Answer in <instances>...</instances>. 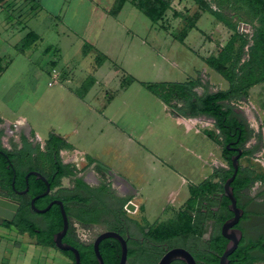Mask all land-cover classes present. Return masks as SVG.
<instances>
[{
    "label": "rangeland",
    "instance_id": "1",
    "mask_svg": "<svg viewBox=\"0 0 264 264\" xmlns=\"http://www.w3.org/2000/svg\"><path fill=\"white\" fill-rule=\"evenodd\" d=\"M202 1L216 13L203 11L195 17L198 9L195 0H171L162 20L154 24L138 9L133 10L137 15L124 16L125 10H132L130 5H126L117 17L98 22L86 2L77 16L73 14L75 0H0L1 144L14 148L21 142L20 134L24 133L26 138L33 139L37 151H42L48 134L64 136L73 149L62 147L60 159L66 158L64 148L67 153L77 149L87 158L91 156L109 165L116 177L138 190L139 201L144 204L146 217L151 221L150 227L178 221L179 211L187 207L193 209L199 195L220 191L221 173L215 167L218 161L228 167L221 155L222 137L210 118L203 114L185 116L178 122L174 114L179 107H184V99L171 95L168 101L171 106L166 109L141 82H186L190 79L197 95L225 88L228 81L224 74L207 63L208 57L223 55L225 59L227 54L229 58L222 61L229 74L227 69L245 38L235 68L237 76L244 73L243 64L249 57L254 31L264 27V13L252 15L242 2H226L220 6L217 0ZM102 2L115 5V0ZM219 16H224L234 29ZM188 17L194 23L192 28L188 26ZM127 26L132 31L124 30ZM184 29L187 33L180 38ZM28 30L35 31L40 38L20 51L15 44ZM86 43L94 45L93 48ZM99 48H107L115 62L104 64L97 73L99 82H93L87 92H82L85 78L96 76L97 57L102 53ZM222 48L226 49L223 54ZM108 66L109 73H118L112 80L106 77ZM52 68L56 81L49 83ZM130 77L135 80L131 81ZM226 103L251 129L250 136L257 143L253 150L257 154L261 151L257 155L260 163L242 156L240 165L250 166L262 176L264 81L249 86L245 96ZM251 138L247 146L253 147ZM80 155L73 156L78 163L72 167L77 171H89L88 159L83 162ZM66 181L64 177L62 183ZM175 191L180 192L179 196L169 202ZM250 194L256 196L247 190L246 195ZM240 200L243 201V197ZM162 208L165 211H161ZM139 209L142 210L141 205ZM154 213H159L156 218ZM42 220L38 215L31 219L38 226ZM239 223L245 241L264 232V195L256 209L247 212ZM76 230L80 238L88 240L95 227ZM194 232L193 229L191 233ZM172 238L168 243L163 241L154 246L155 260L165 246L188 248L181 237ZM64 262H68L66 255L55 247L37 244L18 227L0 223V264ZM257 264H264V261Z\"/></svg>",
    "mask_w": 264,
    "mask_h": 264
},
{
    "label": "flooded vegetation",
    "instance_id": "2",
    "mask_svg": "<svg viewBox=\"0 0 264 264\" xmlns=\"http://www.w3.org/2000/svg\"><path fill=\"white\" fill-rule=\"evenodd\" d=\"M233 111L238 116V112L235 109ZM197 115L202 114L200 113ZM188 116L190 117V115ZM203 116L210 118V120L214 123L213 117L206 114H203ZM234 142V140H231L229 142L230 146H238L241 148V146L235 144ZM36 148L37 147L33 143L29 144L24 141H21L14 148H6L0 142V195L18 202V208L11 220L16 217L18 209L21 207V205L22 211L20 217L26 222L31 221L33 215L42 217L43 220L40 222V226L35 224L33 234H31L28 229H25L22 232L33 238L37 244H42L38 242V233H40L41 230L49 229V225H51V223L54 221L57 214V212H55L56 210L61 217L59 204L56 201H53L55 199H60L63 203L68 218V227L65 233L62 235L61 240L76 247L80 258L82 255L87 256L90 264H93L94 261L95 264H98L96 254L93 249L94 240L100 232L108 229L117 231L126 241L127 253L124 264H156L159 257L166 249L172 246H181L173 244L165 246L157 260H155L153 258L155 248L154 246H158L162 242L155 241L149 234L150 223L148 225H144L142 222L138 221V216L136 215L138 209L134 205V207L126 206V202L120 204V197L115 195V193H109V191L103 189H99V191H97L100 194V197H97L94 192L75 184L67 186V184L62 183L63 175L59 176L61 171L57 164L58 158L60 159L59 155L56 156L53 154V156H48V150L46 148L42 151H37ZM228 150L231 151L230 156L236 152L234 149ZM217 163H219L217 167H220V161ZM35 172H39L42 176H44L49 184V191L37 197L35 196L44 191L46 188V181L39 177ZM6 176L10 177V183L4 187L2 186V182ZM38 182H42L44 188L40 191H32L31 184ZM51 183L54 184L51 185ZM77 193L80 194V196H91L89 197L90 199L85 200L81 199L80 197L64 200L65 196L74 195ZM223 195L224 194H222L221 186L220 191H211V193L206 197L199 195L193 209L184 208L191 217V223H193V225H195V227H197L200 232L198 233L196 231L194 233L188 234L187 236H184L180 233L173 239L177 237L182 238V240L188 246V248H185L192 253L197 264L218 263V255L220 253H218L213 248V246L217 245L221 241L217 237V234L220 233L221 223L225 218L232 215L230 210V214L227 215V212L221 208L220 201ZM236 199L237 204L241 206L240 193L237 194ZM103 201L105 205H103ZM128 201L129 200H127V202ZM31 202H33V206L31 205ZM50 202L51 204L45 211L38 212L36 210L47 206ZM127 212L132 213L133 215H130ZM224 214L225 217L222 219ZM243 214L240 216L239 221L235 224V226H238L242 231V236L239 240V243L241 240L244 243H248L257 238L264 239V232H258L254 239L245 241L244 230L239 223L240 220L244 218ZM5 220L9 219L3 217L1 223H3ZM177 220H180L179 215H177ZM61 227L62 224L59 228L52 231V242L54 232L58 231ZM78 227H95V230L88 240H83L79 237L78 230H76ZM107 239H114L118 243V252L115 251L112 254L110 250L111 245H109L107 242L105 243ZM198 240H200V242H198ZM166 243L168 242L166 241ZM79 246H81V248H79ZM101 246H103V251L101 250ZM53 247H55L54 242ZM55 248L58 249L57 247ZM58 250L64 254L63 251L65 250ZM98 250L102 257L103 264H105L104 258L113 261V259L117 257L118 262L121 253L120 242L114 237H104L98 242ZM68 251L71 252L74 260L73 252L70 250ZM250 253L255 257L252 264H257V262L264 261V257L262 256L263 252L259 251L257 248L251 249ZM66 258L68 262L64 263H69L72 261V259L67 255ZM178 260L181 262L180 264H185V262L181 259H174L169 264ZM244 261H242L238 256L229 257V264H246L248 262V260L245 262Z\"/></svg>",
    "mask_w": 264,
    "mask_h": 264
},
{
    "label": "trees",
    "instance_id": "3",
    "mask_svg": "<svg viewBox=\"0 0 264 264\" xmlns=\"http://www.w3.org/2000/svg\"><path fill=\"white\" fill-rule=\"evenodd\" d=\"M138 10H140L152 23H158L164 17L166 11L171 6V0H131L130 1ZM198 5V9L194 16L196 17L199 13L203 11H211L212 13H216L214 10L211 9L210 5L203 2L202 0H195ZM237 3L242 2L247 6L250 10L252 15H257L260 13H264V0H217L218 5H224V3ZM124 0H116L113 10L116 11L122 4ZM225 23H230L224 16H219ZM188 17V26L189 28L194 27L193 21ZM234 29V25H230ZM187 33V29H184L181 32L180 38L185 36ZM39 38V35L33 31L28 30L22 36V38L15 44V46L20 50L24 51L23 49L26 46L32 44L36 39ZM232 39V38H231ZM246 39L244 38L240 43L236 56L232 59L231 64L227 70H229V74H227L226 69H224L223 61L228 59L229 56L226 54L224 55L225 59H222L221 55L218 56H210L207 59V63L214 67L217 71L224 74V77L228 81V86L226 88H220L215 91L204 92L201 95L194 94L192 90V84L194 83L192 80L188 81H152V82H144L142 81V85H144L150 92L154 95L159 97L161 100L166 102L167 104L169 101V97L171 95L181 97L184 99V109L178 108L177 111L181 114H187L190 116H195L197 114H206L214 118V125L219 130V135L222 137V150L221 155L223 159L227 162V168H221V178L222 181L231 174L232 167L230 163V153L228 149H226L225 144L229 143L231 140H234L235 144L239 146H243L246 142L247 138L250 135V130L246 121L242 118L237 116V114L233 111L234 108L230 106L227 101L235 98H241L246 95V89L254 83L264 81V27H257L253 34L252 43L249 45V57L243 64L244 73L237 76L236 72V65L239 63L241 52L243 50V45L245 44ZM231 44V40L228 41L226 45L227 49ZM224 51L226 52L225 48L221 49V53L223 54ZM105 56L100 53L97 57V62L100 64L102 60H104ZM223 60V61H222ZM130 80H133V77H130ZM94 82V76L89 75L85 78L82 82V92H85L89 89V87ZM69 144L65 141V139L61 136H58L54 133L48 134L46 138V149L48 150V156H53L55 154L58 156V152L62 147H68ZM249 152L248 149H243L241 156L247 154ZM58 166L60 167L61 171L60 175L63 174H73V168L69 167L68 165L61 162L58 158L57 161ZM10 177L6 176L2 182V186L6 187L9 182ZM252 181V177H250L249 173L245 174V171L238 167V171L231 181V185L233 188L234 195L237 197V194L245 188L250 182ZM54 183H51L53 185ZM78 185H82L81 181H77ZM44 188L42 182L33 183L31 184V190L36 192L40 191ZM195 195V192H194ZM77 195H68L64 197V200L70 198H76ZM202 197H206L202 195ZM228 198L223 195L220 201L221 208L227 212V215L230 214V211L227 207ZM189 208V207H187ZM22 211V205L18 209V213L13 220H5L3 222L4 225L9 226L13 224L14 226L18 227V229L23 232V230L28 229L31 234L34 233V226L35 224L31 221L26 222L24 219L20 217ZM54 211V210H53ZM52 212V211H51ZM57 212L54 221L49 225V229L41 230L38 233L39 240L38 242L52 245L53 242L51 239L52 231L59 228L62 224L61 217ZM180 220L174 223H161L155 226L150 227L149 234L151 237L157 242L168 241L172 237H176L178 234H183L187 236L192 232V230H198L193 223H191V217L188 214L186 209H182L178 213ZM245 216V212L243 214ZM225 217V214L222 216V219ZM170 224V225H167ZM217 237L221 240L217 245L213 246V248L218 252L221 253L226 244V238H224L220 233L217 234ZM173 239V238H172ZM111 245L110 250L112 254L116 251H119L118 243L113 239H107L105 243ZM81 248V246H79ZM103 246H101V250L103 251ZM253 248H257L259 251L264 253V239L257 238L252 240L248 243H244L242 240L240 241L237 248L228 256L234 257L238 256L242 261L248 260L246 264H252L254 260V256L251 255L250 250ZM64 254L69 256L72 261L69 263H57V264H75L73 260V256L71 252L68 250L63 251ZM105 259V264H116L117 257L113 259V261ZM217 261V260H216ZM244 261V262H245ZM81 264H90L87 256L82 255L80 258ZM181 262L173 261L171 264H180ZM95 264V261L94 263ZM216 264V263H215ZM244 264V263H242Z\"/></svg>",
    "mask_w": 264,
    "mask_h": 264
},
{
    "label": "crops",
    "instance_id": "4",
    "mask_svg": "<svg viewBox=\"0 0 264 264\" xmlns=\"http://www.w3.org/2000/svg\"><path fill=\"white\" fill-rule=\"evenodd\" d=\"M36 1H39V0H34V2H36ZM75 1H76V3H75L76 10L73 12V14H76L78 16L80 10L84 7L85 2H86L87 6L90 7V13L92 12V14L97 17L98 22L106 21L108 18L117 17V15H119V12H121L122 10L123 11L125 10L126 5H130L132 10L131 9L125 10L124 16H129V15L135 16V15H137V13H135V11H133V10H136L137 8L130 2V0H124V3L116 11L113 10L112 5L108 6L107 4H103L102 0H93L94 3L91 2L92 0H89V3H88V0H75ZM115 2H116V0H115ZM37 5L39 6L38 3H37ZM72 19H74L73 16H72ZM124 28H125L124 30L132 31V29L128 26L124 27ZM70 33H71V31H70ZM72 36L76 37V35H74V34ZM86 44L90 45L91 43H86ZM93 46L94 45L91 44L92 48H93ZM99 50H100V52L105 54V58L99 65H97V67L95 69L96 76H94V83L99 82V78L97 77L98 76L97 73L99 70H101V68L104 66V64L106 65L107 62H110V61L115 62V57L110 54V52L108 51L107 48H103V50H101L99 48ZM108 69H110V66H108V68H107L106 74L107 73L108 74L106 75V77H108V78L110 77L111 80L116 78L118 73L117 72H110L109 73ZM227 86H228V84H227ZM213 91H215V90H213ZM206 92H210V91H206ZM161 101H162L163 105L166 107V109L170 108V106H171L170 104H167L163 100H161ZM174 115H175L178 122L182 121L181 119H183L185 116H188L187 114H181L178 111H175ZM249 130H251V129H249ZM250 133H251V131H250ZM20 137H21L20 141H24V142H27L29 144L33 143V139L26 138L24 133L20 134ZM35 137H37V136H35ZM61 137H63L65 139V141L69 144V146L73 149V145L71 144V142H69L68 138H66L64 136H61ZM250 138H251V136L247 138L246 142L244 143V146L241 147L242 150L243 149L249 150V152L247 154H244L243 156H248L252 160L260 163V158L257 155L259 153H261V151L258 152V154H257V152H255L256 150H253L254 148H257V145H256L257 143H256L255 139L251 138V140L253 142V147L247 146V144H248L247 142L250 141ZM37 139L38 138H36L34 140H37ZM258 139H260V136H258ZM69 146H68V148H70ZM45 148H46V140L44 141V146L41 149L43 150ZM65 149L66 148H64L63 151L66 154V158L60 159V160H62L61 161L62 163L68 165L69 167L74 166V164L77 165V163H78L77 159H74V157H73V156H77V153H79V155L81 154L80 156H81L82 161L86 162L85 159L87 158V156L83 151L76 149L77 151L75 150V152L67 153V151ZM60 151H62V149H60ZM150 152L155 157H158L151 148H150ZM82 154H83V156H82ZM58 155H59V152H58ZM240 157H242V156L240 155ZM240 157H239V159H240ZM87 159H88V161H87L88 165L87 166H88V168H90L89 171H77L76 168L72 167L73 168V174H63L62 179L64 177L67 178V181H66L67 186L68 185L71 186V184H75L77 186H80L82 188H85V189H88L89 191L94 192V194L97 197H100V194L97 192V191H99V189L109 191V193L110 192L115 193V195H117L118 197L121 198L120 204H123L126 202L125 205L128 206L127 200H129L130 202H133L134 206L138 209L137 213L141 215V216L138 215V217H137L138 221H140V222L143 221L144 224L148 225L151 221L146 217V211L147 210H146L144 204L139 201L138 190L136 188H133V186L128 181H125L124 179H121L120 177H116L114 175L113 171L111 169L109 170V168H110L109 165H107L103 162L97 161V158H93L91 156H89ZM207 164H208V166H211L209 161L207 162ZM220 164H221L220 167H215V170L219 173H221V170H222L221 168H227L223 165L224 163H220ZM239 166L241 167L240 161H239ZM241 169H243L245 171V174L249 173L250 177H252V181L239 192L240 193V199H241V197H243V201H241V200L240 201H241V207L243 208V213L245 212L244 217H246L247 212L253 211L254 209H256L257 202L264 195V174L262 176L257 174L256 170L251 168L250 166L241 167ZM208 172H210V168H209ZM98 175H100L101 177H98ZM103 175H104V177H103ZM205 176H203V177L205 178ZM79 180L81 181L82 185L77 184V181H79ZM247 190L248 191L251 190L252 193L254 192V194H256V196H254L253 194L252 195L250 194L251 196L250 195L247 196L246 195ZM179 194H180V192H178V191L171 193L169 202H173L176 199V197L179 196ZM74 195H77V197H80L83 200L90 199L89 197L91 196V195H89V196L81 195L80 196V194H78V193L74 194ZM169 202H168V204H170ZM103 203H104V201H103ZM248 204L250 205L249 207H247ZM103 205H105V203ZM140 205H141L142 210L139 209ZM165 208L164 209L162 208L161 211H163V210L165 211ZM156 214H159V213H154L155 218L157 217Z\"/></svg>",
    "mask_w": 264,
    "mask_h": 264
},
{
    "label": "water",
    "instance_id": "5",
    "mask_svg": "<svg viewBox=\"0 0 264 264\" xmlns=\"http://www.w3.org/2000/svg\"><path fill=\"white\" fill-rule=\"evenodd\" d=\"M225 147L226 149L236 150V152L230 156L232 172L229 176H227L224 179L223 184H222V194H224L229 200L227 207L232 212V215L225 218L220 226V233L225 238H227V242L225 244L223 251L218 255L217 264H229L228 256L236 249V247L238 246L239 240L242 236L241 229L238 226H235V224L239 221L240 216L243 214V208L237 204V199H236V196L234 195L233 188L231 185V181L234 179L238 171L239 157L241 155L242 149L238 146L232 147L230 146L229 143H227ZM35 173L39 177H41L43 180L46 181L44 176H42L39 172H35ZM48 191H49V184L46 181V188L44 189V191L37 194L35 197L43 195L47 193ZM53 201H56L59 204L61 218H62V227L58 231L54 232L53 234L54 245L60 250L72 251L74 254L75 264H81L79 252L77 248L61 240L62 235L65 233L68 227V218H67L62 201L60 199H55ZM50 204L51 202L47 206L36 209V210L38 212H43L49 207ZM31 205L33 206V202H31ZM127 205L129 207H132L134 204L128 201ZM17 208H18V202L8 197L0 195V223L2 222L3 217L11 220ZM108 236L114 237L120 242L121 253H120V257H119L117 264H124L126 260V253H127L126 241L121 234H119L115 230H110V229L100 232L93 242V249L96 254L98 264H103L102 257L98 250V242L100 239L104 237H108ZM174 259H181L185 262V264H197L192 253L183 246H172L166 249L161 254L156 264H169Z\"/></svg>",
    "mask_w": 264,
    "mask_h": 264
},
{
    "label": "built area",
    "instance_id": "6",
    "mask_svg": "<svg viewBox=\"0 0 264 264\" xmlns=\"http://www.w3.org/2000/svg\"><path fill=\"white\" fill-rule=\"evenodd\" d=\"M55 81H56L55 69L52 68L51 81H50L49 83H51V82H55Z\"/></svg>",
    "mask_w": 264,
    "mask_h": 264
}]
</instances>
